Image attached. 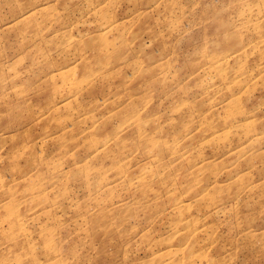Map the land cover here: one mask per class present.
<instances>
[{
	"label": "rangeland",
	"instance_id": "obj_1",
	"mask_svg": "<svg viewBox=\"0 0 264 264\" xmlns=\"http://www.w3.org/2000/svg\"><path fill=\"white\" fill-rule=\"evenodd\" d=\"M0 264H264V0H0Z\"/></svg>",
	"mask_w": 264,
	"mask_h": 264
}]
</instances>
